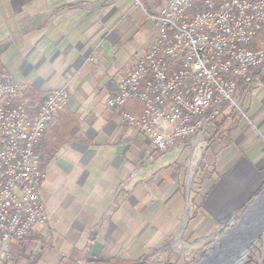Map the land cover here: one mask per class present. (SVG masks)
Returning <instances> with one entry per match:
<instances>
[{
	"label": "crops",
	"instance_id": "0c3cea01",
	"mask_svg": "<svg viewBox=\"0 0 264 264\" xmlns=\"http://www.w3.org/2000/svg\"><path fill=\"white\" fill-rule=\"evenodd\" d=\"M137 3L138 0H0V75H9L25 85L27 92L35 93L38 107L51 90L65 87L69 93L66 107L54 117L39 144L46 174L40 197L52 170L76 195L64 192V199L76 201L69 221H59L53 212L47 213L49 227L60 224L55 227L56 249L64 255L62 248L69 246L74 260L81 258L87 243L102 248L109 247V241L124 244L121 231L142 224L144 209L135 207L146 199L149 183L157 184V197L165 200L167 211L177 208L182 215L178 200L180 173L174 167L184 164L188 151H193V142L200 147L205 140L194 137L178 141L154 161L155 167L161 169L156 178H144L143 182L133 179L139 164L150 165L149 151L154 149L144 136L122 124L120 109L107 108L105 101L152 42L151 38L145 42L142 56L135 63L116 65L115 47L129 32L128 18ZM259 104L257 97L250 99L246 107L250 122L241 121L219 146V162L234 155L239 158L223 176L215 173L219 181L204 196L195 229L210 228L234 208L241 209L264 182V106ZM173 173L175 180L170 178ZM201 182L200 187H209L207 179ZM166 223L165 219L160 224ZM95 225L102 227L99 239L92 243L85 232ZM41 229L44 228L33 231L40 236ZM11 245L16 248L19 243ZM18 250L26 251L20 245ZM47 256L25 262L52 264L54 255L47 252Z\"/></svg>",
	"mask_w": 264,
	"mask_h": 264
},
{
	"label": "built area",
	"instance_id": "2783aa9c",
	"mask_svg": "<svg viewBox=\"0 0 264 264\" xmlns=\"http://www.w3.org/2000/svg\"><path fill=\"white\" fill-rule=\"evenodd\" d=\"M149 18L155 37L105 106L141 103V113H121L120 120L162 153L178 141L202 138L221 103L238 107V88H247L264 66V50L249 49L264 32V0H167ZM26 90L0 76V263L9 259L13 242L48 224L40 197L46 175L36 147L69 99L65 87L51 90L31 113L18 102Z\"/></svg>",
	"mask_w": 264,
	"mask_h": 264
},
{
	"label": "rangeland",
	"instance_id": "374dc122",
	"mask_svg": "<svg viewBox=\"0 0 264 264\" xmlns=\"http://www.w3.org/2000/svg\"><path fill=\"white\" fill-rule=\"evenodd\" d=\"M166 1L138 0L137 6L133 8L130 18H128L130 21L129 32H126L123 41L115 47L114 56L118 57L116 65L120 66L124 63L131 65L142 56L141 52L145 42L150 38L152 41L155 37L153 23L149 16L156 15ZM249 49L252 51L264 50V32H260L254 37ZM238 92V107L233 108L228 102L218 105L216 108L219 115L211 121L206 134L203 136L205 140L201 141L202 145L198 147L195 145L196 141L193 142V151L189 150L188 158L184 159L187 162L185 161L182 166L174 167L180 173L179 184H177L179 185L178 200L180 201L182 215L177 208L167 211L165 200H162L159 196L157 197L159 192H156L154 188L157 184L149 183L146 187L148 188L146 199L139 201L135 207L139 211L144 209L141 212V215H143L141 216L142 224L132 225L130 229L127 228L121 231L125 237L123 245H119L115 241H109V247L102 248L101 245L91 247L87 243L83 255L80 256L81 258L78 257L74 260V257H70V249H67L69 246L62 248L61 252L64 255L59 254L58 249L55 247L58 240L55 238V235H57L55 227L60 226V224L55 225L53 223L55 227L50 226V229L48 221L47 226L40 230V236L38 235L39 232L34 233V230L23 242L19 243L20 246L26 249L24 253H21L20 249L18 250L19 245L16 248L11 245L9 259L0 264H26L33 258L37 259L42 255L44 258H48L47 252L54 255L52 258L50 257L52 264H66L67 262L72 264V260L76 261L74 264H203L204 259H207L222 243L224 235L239 228V225L245 222L246 218L257 214L256 211L259 212L263 208V204H260L257 208L254 205L258 199L264 197V182L261 183L257 192L249 201L245 202L241 209L234 208L235 210L232 213L225 215L210 228H197L198 230L194 228V223L197 222V217H199V208L205 200L204 196L207 197L212 187L219 181L218 175L223 176L239 158V156L234 155L230 159L218 161L222 157L218 149L223 143L224 137L227 139L230 136V131L236 128L241 121L250 122L247 114L248 109L246 108L250 99L257 97L260 101L259 107L263 108L264 106V66L259 69L257 75H254L251 84L247 88L239 87ZM23 95H20L19 98L23 99ZM23 101L27 103V101ZM120 111L121 113L138 115L142 111V105L138 101H129ZM262 132L264 133V129H262ZM40 141L41 138L36 149L40 154L42 168L45 173L43 155L39 151ZM160 155L161 152L150 150L148 157L152 160L150 165L139 164L133 172L135 176L133 179L139 178L140 182H143L144 178H149L148 180L151 181L156 178L161 169L155 167L153 163ZM174 172L176 173V171ZM170 178L175 180L176 175L173 173ZM204 179L208 180L209 187L206 184L200 187L202 185L201 181ZM68 191L73 197H76L72 188H68V185H66L65 180H62L59 176L56 177L54 170L50 171L47 175L42 201L46 207V212H53L55 218L59 221H69L73 218L72 212L75 209L76 201L63 198L64 192ZM143 213H146V215ZM249 213L251 215H248ZM134 216L133 214L132 217ZM165 219L167 221L166 225H161L160 223ZM101 227L99 225L93 226V230L85 232V237H89L91 242L95 239L98 240ZM137 227L142 228L137 230ZM33 241H36V243L32 244ZM243 257L238 264H264V232L258 236L256 242L248 248ZM18 259L20 260L18 261ZM21 260L23 263H20Z\"/></svg>",
	"mask_w": 264,
	"mask_h": 264
},
{
	"label": "bare ground",
	"instance_id": "6f19581e",
	"mask_svg": "<svg viewBox=\"0 0 264 264\" xmlns=\"http://www.w3.org/2000/svg\"><path fill=\"white\" fill-rule=\"evenodd\" d=\"M260 204H263V208L259 212L256 211L255 215L252 213L253 216L246 218L239 228L224 235L222 243L220 242L221 244L210 256L204 259L203 264H238L240 262L248 248L264 232V197L257 200L255 208Z\"/></svg>",
	"mask_w": 264,
	"mask_h": 264
},
{
	"label": "trees",
	"instance_id": "16d2710c",
	"mask_svg": "<svg viewBox=\"0 0 264 264\" xmlns=\"http://www.w3.org/2000/svg\"><path fill=\"white\" fill-rule=\"evenodd\" d=\"M259 71V70H258ZM258 71L254 73V75H257L258 74ZM37 98V95L35 93H32V92H25L24 95H23V99L19 98L18 102H21L23 103L25 101H27V107L28 109H30V112H34L37 107H38V102L36 100Z\"/></svg>",
	"mask_w": 264,
	"mask_h": 264
}]
</instances>
